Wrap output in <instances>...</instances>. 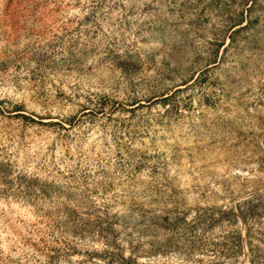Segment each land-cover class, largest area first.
<instances>
[{
	"label": "rangeland",
	"instance_id": "374dc122",
	"mask_svg": "<svg viewBox=\"0 0 264 264\" xmlns=\"http://www.w3.org/2000/svg\"><path fill=\"white\" fill-rule=\"evenodd\" d=\"M0 264H264V0H0Z\"/></svg>",
	"mask_w": 264,
	"mask_h": 264
}]
</instances>
